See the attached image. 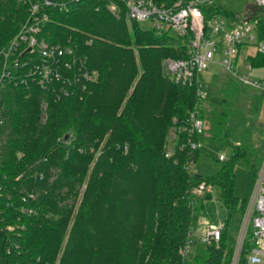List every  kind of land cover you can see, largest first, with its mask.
<instances>
[{
	"label": "trees",
	"instance_id": "obj_1",
	"mask_svg": "<svg viewBox=\"0 0 264 264\" xmlns=\"http://www.w3.org/2000/svg\"><path fill=\"white\" fill-rule=\"evenodd\" d=\"M108 4L82 0L48 10L39 33L68 46L89 78L47 89L0 86V264H230L227 222L219 242L196 239L185 256L180 249L197 229L196 209L211 198L199 192L202 184L219 187L229 214L244 211L248 198L235 194V163L245 158L256 174L255 149L243 130L228 127L225 94L220 110L209 112L197 84L174 82L165 72L163 60L184 57L186 40L144 29L129 22L125 8L114 12ZM205 12L257 21L264 40V10L217 5ZM27 17L22 0H0V49ZM247 60L264 67L263 52ZM262 100L253 96L255 112ZM193 111L204 120L202 135L186 129ZM208 134L232 154L203 176L193 167L201 149L189 141Z\"/></svg>",
	"mask_w": 264,
	"mask_h": 264
},
{
	"label": "built area",
	"instance_id": "obj_2",
	"mask_svg": "<svg viewBox=\"0 0 264 264\" xmlns=\"http://www.w3.org/2000/svg\"><path fill=\"white\" fill-rule=\"evenodd\" d=\"M22 1L28 5V17L7 45L0 49V86L36 85L47 89L60 80L62 86L66 83L71 86L84 77L89 78L82 71V66L77 64L76 58L73 55L71 57L68 46L49 42L39 35L48 17V10L67 8L69 3L82 0ZM219 1L177 0L166 5L156 0H109L108 6L110 10L119 13L125 8L130 22H148L149 28L158 33L170 31L186 40V55L167 57L163 68L174 82L197 84V93L201 99L207 96L206 82L201 80V75L212 64L219 65L240 82L259 89L264 98V79L250 75L255 68L247 60V56L256 51L264 53V40L259 39L257 21L244 19L237 23L220 14L207 18L205 9L221 5ZM253 1L254 10H264V0ZM256 41V51L249 53L248 47ZM65 72L73 74V78L65 75ZM62 86V94L67 95L68 89ZM42 108L45 110V103ZM2 121L3 112L0 108V124ZM186 129L191 136L204 134V120L197 111L190 114ZM176 136L175 131L171 130V141ZM189 142L193 150L203 146L202 139H190ZM219 158L225 160L226 156L220 155ZM207 188L202 184L198 190L200 192ZM33 196L29 194V197ZM7 229H11V226H7ZM223 230L224 225L208 223L204 232L194 231L190 234L180 253L188 255L196 239L206 243L219 242ZM230 264H264V156L255 174L252 194L243 211V223L237 244L233 247Z\"/></svg>",
	"mask_w": 264,
	"mask_h": 264
},
{
	"label": "rangeland",
	"instance_id": "obj_3",
	"mask_svg": "<svg viewBox=\"0 0 264 264\" xmlns=\"http://www.w3.org/2000/svg\"><path fill=\"white\" fill-rule=\"evenodd\" d=\"M219 2L223 3L229 10L237 12H250L252 9H255L252 6L253 0H220ZM140 25L144 29L150 27L148 22H140ZM256 43L257 41L254 45L248 47L247 51L249 53L256 51ZM164 60L162 63H164ZM250 75L264 79V67L254 69L250 72ZM203 77L207 90L205 109L209 112L215 108L220 110L222 107L221 97L223 94L226 95L231 104L228 127L232 130L237 128L243 130L244 137L252 143L255 149V156L252 157V160L257 157V165L259 166L264 156V98L257 112L254 111L251 105L253 96L260 93L259 89L248 86L231 77L219 65L215 64H212L210 69L203 72ZM206 123L209 127L210 122L207 121ZM202 142L201 153L193 167L201 175L211 176L221 166V162L218 160L219 156L224 155L226 158H230L232 148L227 143L211 138L210 134L204 136ZM235 173V194L241 198H249L255 183V174L250 163L245 158L238 159L235 163ZM202 192L204 194L209 192L211 198L205 200L204 208H197L194 213V221L197 225L195 232H204L207 224L210 222L220 225H225L227 222L226 241L230 247H235L243 223V211L236 208L229 214L228 210L218 199L219 187L217 185L210 186ZM251 228L252 225L250 224Z\"/></svg>",
	"mask_w": 264,
	"mask_h": 264
},
{
	"label": "crops",
	"instance_id": "obj_4",
	"mask_svg": "<svg viewBox=\"0 0 264 264\" xmlns=\"http://www.w3.org/2000/svg\"><path fill=\"white\" fill-rule=\"evenodd\" d=\"M219 3L225 7V5H224L223 3H221V2H219ZM226 8H227V7H226ZM227 9H228V8H227ZM238 12H243V11H238Z\"/></svg>",
	"mask_w": 264,
	"mask_h": 264
}]
</instances>
